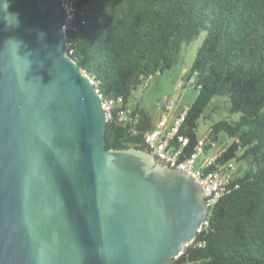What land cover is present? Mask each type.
I'll return each mask as SVG.
<instances>
[{
    "label": "water",
    "instance_id": "obj_1",
    "mask_svg": "<svg viewBox=\"0 0 264 264\" xmlns=\"http://www.w3.org/2000/svg\"><path fill=\"white\" fill-rule=\"evenodd\" d=\"M63 3L11 0L20 27L0 24V264H169L208 214L204 186L107 147L105 98L68 54Z\"/></svg>",
    "mask_w": 264,
    "mask_h": 264
},
{
    "label": "trees",
    "instance_id": "obj_2",
    "mask_svg": "<svg viewBox=\"0 0 264 264\" xmlns=\"http://www.w3.org/2000/svg\"><path fill=\"white\" fill-rule=\"evenodd\" d=\"M203 34L186 74L199 92L181 127L189 137L184 152L196 148L207 106L224 97L227 114L208 136L228 138L218 163L243 164L210 225L171 264H264V0H79L68 53L105 99L123 96L122 106L130 107L144 80L171 69L184 44ZM132 111L137 131L109 119L107 147L150 152L145 111Z\"/></svg>",
    "mask_w": 264,
    "mask_h": 264
},
{
    "label": "built area",
    "instance_id": "obj_3",
    "mask_svg": "<svg viewBox=\"0 0 264 264\" xmlns=\"http://www.w3.org/2000/svg\"><path fill=\"white\" fill-rule=\"evenodd\" d=\"M78 1L64 0L63 5L68 12L67 23L65 25L66 30L72 26V21L77 12ZM67 41L68 52L70 51L72 53L70 49L72 41L68 36ZM83 71L96 85L95 79L86 70L83 69ZM188 83L195 88V76H192L188 80ZM124 102L125 99L123 96L104 100L103 106L107 112L108 120L115 117L120 124L132 125L136 132L137 127L135 126L137 118L134 116L132 108L122 106ZM158 105L161 108L160 119L145 131L144 140L150 152L157 155L162 163L168 164L171 167H178L194 175L204 186L209 211L202 226L199 228L198 233H200L210 225V219L217 203L230 191L229 184L236 171L237 162L235 159H232L225 163H218L219 157L226 151L227 146L220 145L217 138L214 139L209 136L199 138L194 151L188 155L185 154L184 147L189 143V137L181 134L180 131L185 121L186 111L179 115L171 116V111L176 106L174 100L159 101ZM117 106L118 109L115 110ZM209 150L213 152L210 153ZM195 239L189 242L174 259L181 256L187 246L192 244Z\"/></svg>",
    "mask_w": 264,
    "mask_h": 264
},
{
    "label": "rangeland",
    "instance_id": "obj_4",
    "mask_svg": "<svg viewBox=\"0 0 264 264\" xmlns=\"http://www.w3.org/2000/svg\"><path fill=\"white\" fill-rule=\"evenodd\" d=\"M203 36L204 34L184 44L180 60L171 69L145 79L143 84L134 91L130 106L132 108L136 106L145 108L154 121L161 114V108L158 105L159 101L174 100L176 102V106L171 111V116L186 111L194 102L199 92L198 89L188 83L186 74L195 58ZM185 68H187L186 71ZM226 104V98L215 97L211 104L207 106L204 114L198 120V137H207L213 123L227 114ZM220 138L223 146L229 142L225 135H221ZM242 164L243 162L236 164V170L238 172Z\"/></svg>",
    "mask_w": 264,
    "mask_h": 264
},
{
    "label": "clouds",
    "instance_id": "obj_5",
    "mask_svg": "<svg viewBox=\"0 0 264 264\" xmlns=\"http://www.w3.org/2000/svg\"><path fill=\"white\" fill-rule=\"evenodd\" d=\"M10 7L11 0H0V24L6 29L19 28V13L10 11Z\"/></svg>",
    "mask_w": 264,
    "mask_h": 264
},
{
    "label": "crops",
    "instance_id": "obj_6",
    "mask_svg": "<svg viewBox=\"0 0 264 264\" xmlns=\"http://www.w3.org/2000/svg\"><path fill=\"white\" fill-rule=\"evenodd\" d=\"M187 70V68H185V71ZM183 77H185V76H183ZM129 106H130V103H129ZM137 107V106H136ZM135 107V108H136ZM138 107H140V108H143V107H141V106H138ZM130 108H132L131 106H130ZM133 109V108H132ZM144 109V113L146 114V115H144L143 116V118L145 119L146 118V121H147V126H148V129L149 128H151L154 124H156L157 122H158V120L160 119V116H161V114H160V116L158 117V119L156 120V121H154L153 119H152V117L149 115V113L147 112V110L145 109V108H143ZM187 110V109H186ZM183 113V112H182ZM148 114V115H147ZM181 114V113H180ZM175 115H179V114H175ZM146 116V117H145ZM221 137V136H220ZM220 137H216L217 139H218V141H219V144L220 145H222V143H221V138ZM198 138H200V137H198ZM209 152L211 153V152H213V151H211V150H209Z\"/></svg>",
    "mask_w": 264,
    "mask_h": 264
}]
</instances>
